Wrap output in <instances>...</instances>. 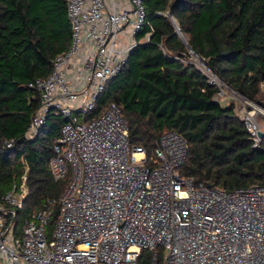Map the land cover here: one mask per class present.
I'll list each match as a JSON object with an SVG mask.
<instances>
[{
	"label": "built area",
	"instance_id": "obj_1",
	"mask_svg": "<svg viewBox=\"0 0 264 264\" xmlns=\"http://www.w3.org/2000/svg\"><path fill=\"white\" fill-rule=\"evenodd\" d=\"M67 5L72 42L53 59L51 73L30 84L40 93V107L25 134L34 137L51 110L64 117L49 165L67 184L57 202L33 211L20 229L27 187L15 186L3 197L0 264H139L143 249L151 251V264H264V184L233 191L196 185L178 169L189 155L186 139L168 130L149 157L130 143L127 119L115 102L86 119L133 49L151 39L152 27L137 38L146 23L143 1ZM205 70L222 102L230 87ZM230 89L253 147L264 149V101Z\"/></svg>",
	"mask_w": 264,
	"mask_h": 264
},
{
	"label": "trees",
	"instance_id": "obj_2",
	"mask_svg": "<svg viewBox=\"0 0 264 264\" xmlns=\"http://www.w3.org/2000/svg\"><path fill=\"white\" fill-rule=\"evenodd\" d=\"M142 1L146 23L137 38L152 27L151 39L133 49L86 119L115 102L127 119L130 143L149 157L168 130L186 139L189 155L178 169L196 185L233 191L264 184V149L253 147L236 104L217 99L219 89L189 61L192 53L178 33L229 87L264 99V0ZM71 42L67 0H0V202L25 184L19 229L33 211L57 202L67 184L49 165L64 117L51 110L34 137L25 134L40 107V93L30 84L51 73L53 59ZM139 264H151V251L142 250Z\"/></svg>",
	"mask_w": 264,
	"mask_h": 264
},
{
	"label": "rangeland",
	"instance_id": "obj_3",
	"mask_svg": "<svg viewBox=\"0 0 264 264\" xmlns=\"http://www.w3.org/2000/svg\"><path fill=\"white\" fill-rule=\"evenodd\" d=\"M189 61L195 63L200 69L204 70L206 73L208 71L205 70L206 66H205V61H201L200 59H198L196 56L191 55L189 57ZM225 91V96L224 99H222V103H229L231 101H236L233 91L230 88H224ZM232 99V100H231ZM264 101V99H262ZM158 252H160L163 255V250L162 248H158L157 249Z\"/></svg>",
	"mask_w": 264,
	"mask_h": 264
},
{
	"label": "water",
	"instance_id": "obj_4",
	"mask_svg": "<svg viewBox=\"0 0 264 264\" xmlns=\"http://www.w3.org/2000/svg\"><path fill=\"white\" fill-rule=\"evenodd\" d=\"M178 33H179V35H180V37L182 38V34H181V32L180 31H178ZM183 39V38H182ZM184 41H185V43L187 44V47L190 49V52L194 55V56H196L198 59H200L201 61H203L204 62V58L202 57V56H200V55H198V54H196L195 52H194V50L192 49V47L188 44V42L186 41V39H183ZM205 63V62H204ZM205 66H206V68H208L209 70H210V68L208 67V65L205 63ZM211 71V70H210ZM212 73H214L213 71H211ZM215 74V73H214ZM231 88V87H230ZM233 89V88H232ZM233 90H235V89H233ZM236 91V90H235ZM236 92H238V91H236Z\"/></svg>",
	"mask_w": 264,
	"mask_h": 264
}]
</instances>
